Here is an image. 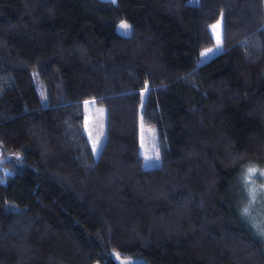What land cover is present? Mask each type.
Wrapping results in <instances>:
<instances>
[{
    "label": "trees",
    "instance_id": "1",
    "mask_svg": "<svg viewBox=\"0 0 264 264\" xmlns=\"http://www.w3.org/2000/svg\"><path fill=\"white\" fill-rule=\"evenodd\" d=\"M245 162L264 164L263 0H0V264H264L230 193Z\"/></svg>",
    "mask_w": 264,
    "mask_h": 264
},
{
    "label": "rangeland",
    "instance_id": "2",
    "mask_svg": "<svg viewBox=\"0 0 264 264\" xmlns=\"http://www.w3.org/2000/svg\"><path fill=\"white\" fill-rule=\"evenodd\" d=\"M122 24H127L128 27L122 28ZM115 27L118 32L126 33L129 29V23L121 19ZM209 29L213 42L200 49L198 62L206 60L221 50V15L209 24ZM78 110L82 114V127L91 152L96 156L104 136L103 108L91 101H85L79 104ZM97 140L99 143L96 151H93V142ZM138 150L142 154L143 165L151 166L158 162L154 129L140 120L138 121ZM146 157H151V159H146ZM249 169H255L256 171L254 174H250ZM2 171L4 173L8 172L6 168ZM234 178L235 187L232 185L230 193L235 197L239 220L258 239L264 251V164L242 163L238 167ZM245 209H247V212H245ZM111 257L117 264H140L144 261L142 257L124 256L116 251L111 252ZM92 264L101 263L100 261H94Z\"/></svg>",
    "mask_w": 264,
    "mask_h": 264
},
{
    "label": "snow or ice",
    "instance_id": "3",
    "mask_svg": "<svg viewBox=\"0 0 264 264\" xmlns=\"http://www.w3.org/2000/svg\"><path fill=\"white\" fill-rule=\"evenodd\" d=\"M122 28H127L128 25L127 24H122L121 25ZM214 27H218V26H214ZM209 51H212V50H209ZM99 143V141H94L93 142V151H96V148H97V144ZM158 158V157H157ZM146 159H151V157H146ZM255 169H249V173L250 174H254L255 173ZM245 212H247V209H245Z\"/></svg>",
    "mask_w": 264,
    "mask_h": 264
}]
</instances>
